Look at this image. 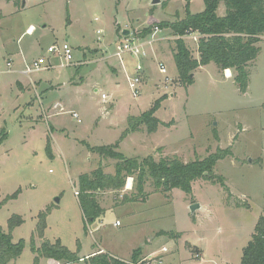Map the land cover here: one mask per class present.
Masks as SVG:
<instances>
[{
  "label": "rangeland",
  "instance_id": "rangeland-1",
  "mask_svg": "<svg viewBox=\"0 0 264 264\" xmlns=\"http://www.w3.org/2000/svg\"><path fill=\"white\" fill-rule=\"evenodd\" d=\"M203 8L202 0L190 1V13ZM224 9L221 2L217 15L222 16ZM184 14L185 0L156 4L151 0H0V132L7 133L0 144V202L21 189L17 198L0 207V225L6 230L12 214L24 219L12 232L13 242L24 240L15 264H31L29 238L38 211L46 205L53 207L44 238L60 239L71 251L80 242L81 259L68 264H88L86 258L101 247L123 261L140 247L139 259L151 256L152 264L240 262L264 206V35L259 36V52L248 66L244 93L234 82L233 70L225 72L212 62L193 71L192 84H180L173 58L178 36L169 28L159 27L153 33L152 37L159 33L163 37L155 42L154 52L144 47L137 96L127 79L133 76L137 60L127 56L122 65L114 56L123 38H134L151 20L172 22ZM29 25L34 27L27 31ZM181 38L197 57L198 33ZM61 42L71 46L70 65L47 50ZM40 56L54 68L44 66L26 76L14 72ZM160 62L164 73L159 71ZM58 74L60 86L39 84ZM17 78L26 82L25 87L15 82ZM161 96L165 97L155 112L161 122L156 132L141 129L129 134L119 142V151L140 158L152 155L155 160L176 156L186 163L230 147L231 155L213 168L221 180L199 178L189 194L178 188L154 191L148 180L145 201L122 203L124 194L134 192L128 178L122 190L97 194L104 215L84 229L75 194L77 177L99 166L113 172L114 164L87 145L114 143L126 127L127 116L146 111ZM47 138L53 157L45 151ZM193 203L200 206L191 211ZM115 221L120 224L114 225ZM160 230L173 237L158 236ZM40 242L35 239V245ZM47 264L60 263L50 259Z\"/></svg>",
  "mask_w": 264,
  "mask_h": 264
},
{
  "label": "trees",
  "instance_id": "trees-1",
  "mask_svg": "<svg viewBox=\"0 0 264 264\" xmlns=\"http://www.w3.org/2000/svg\"><path fill=\"white\" fill-rule=\"evenodd\" d=\"M191 0H185V14L182 18L168 22H153L144 26L134 36L137 38L147 37L154 29L169 28L178 37L174 40L173 58L177 70V78L180 84L188 86L193 83V71L210 62L215 63L220 70L232 69L234 82L241 93L246 92L249 83V64L254 61L259 52L256 43L259 36L264 35V0H202L204 8L197 13H190ZM224 4V14L217 15L216 10L220 3ZM68 21V16L66 18ZM189 33H198L196 51L194 57L186 47L182 36ZM165 96L157 98L146 111L137 116L127 117L126 127L121 131L114 143L106 145L89 146L91 152L97 153L102 158L114 161L113 172H106L102 166L88 173L79 174L77 177V189L75 190L79 209L84 220L83 227L95 220L100 221L104 215V209L97 199L98 193L104 191H120L126 180L132 178L134 192L124 194L122 203L145 201L148 192L145 184L150 180L154 191L168 192L178 188L189 194L192 190V182L199 179L221 180L216 176L213 168L220 159L231 155L230 147L217 148L216 152L209 154L203 159H195L190 162H182L176 156L161 157L155 160L152 155L146 157L126 156L118 149L119 142L129 134L144 129L148 134L157 130L160 120L155 116L161 101ZM5 129L0 132V144L6 139ZM216 138L217 135L215 134ZM45 151L52 156L48 138L45 142ZM223 184V183H221ZM21 189L5 195L0 202V207L7 201L17 198ZM52 205H46L38 211L33 232L29 238L30 251L33 254L31 264H40L41 260L51 259L60 264H68L79 261L80 249L69 250L60 239L53 242L44 238L47 227V216L51 212ZM24 219L18 214H12L6 221V230L0 225V264H15V260L21 255L24 240L16 242L12 240L13 230L20 226ZM159 235L173 233L160 230ZM41 240L35 245V239ZM141 248L134 249L129 261H123L108 253L99 251L88 256V264H132L139 259ZM228 264V263H227ZM238 264H264V206L257 218L250 239L242 248V255Z\"/></svg>",
  "mask_w": 264,
  "mask_h": 264
},
{
  "label": "built area",
  "instance_id": "built-area-1",
  "mask_svg": "<svg viewBox=\"0 0 264 264\" xmlns=\"http://www.w3.org/2000/svg\"><path fill=\"white\" fill-rule=\"evenodd\" d=\"M99 31V30H98ZM158 31H160V29L155 26L153 31L149 34L151 38L153 33H158ZM149 38V39H151ZM143 39V38H142ZM140 38H137L134 36L131 38H123L122 41L119 42V44L116 46V50L114 52V56H116V58L121 61L120 63L123 65L124 60L127 56L130 58H134L137 60V62L134 65L133 68V76H128L127 79L129 81V88L132 91V94L134 96H137V94L139 93L140 90V80H141V75L142 72L144 70V66L142 65L141 61L143 59V57L146 56V53L144 52V44L143 41ZM148 39V40H149ZM147 41V40H146ZM47 50L55 55H58L59 57H61L66 65H68L70 62V60L72 59V52H71V46L67 43V42H61L60 44H53L47 47ZM51 61L49 59H45L44 57H38L36 60H34L30 66H27L23 71L25 74H28L30 72H35L38 70H41L42 68H45L50 64ZM159 64V71L161 73H164L166 71L165 66L163 65V63H158ZM7 65H10L9 62H7ZM45 66V67H44ZM101 98L105 99L106 95L105 94H101ZM73 116L78 117L76 113H73ZM76 194V192H75ZM119 221H115L114 225H119ZM165 248H162V251H165ZM132 264H152L151 263V256H147L144 258H140L138 259L136 262H133Z\"/></svg>",
  "mask_w": 264,
  "mask_h": 264
},
{
  "label": "crops",
  "instance_id": "crops-1",
  "mask_svg": "<svg viewBox=\"0 0 264 264\" xmlns=\"http://www.w3.org/2000/svg\"><path fill=\"white\" fill-rule=\"evenodd\" d=\"M33 25H29V27H28V29H27V31H30L31 29H33ZM98 31V30H97ZM101 32V31H100ZM159 35H160V33L158 34V36L156 37V36H154V38H151V39H149V40H147V41H143V46L145 47V46H147L149 49H150V51H152V52H154V49H153V46H154V44H155V42H157L158 41V39H160V38H163V37H159ZM146 38V37H145ZM174 39V38H173ZM142 40H144V38L142 39ZM196 47H197V45H196ZM41 57V56H40ZM51 65H49V66H47V69L48 68H54V65H52V62L50 63ZM66 65V64H65ZM68 65H70V63L68 64ZM9 66L10 65H7V67H8V70H9ZM28 66V64H26L25 63V65L23 66V67H20L19 69H17V70H14V72H17V73H19V74H21V75H28V74H25L24 73V69L26 68ZM125 68V67H124ZM7 70V71H8ZM225 72H231L232 71V69H226V70H224ZM31 73V72H30ZM89 75V74H88ZM87 75V76H88ZM56 78V79H55ZM59 79V74L58 75H56L54 78H50V79H46V81L45 82H42V80H40L41 82L39 83L41 86H42V84L41 83H46L47 84V86H49V87H51V85L53 86V85H56V84H58L59 86L62 84L61 82H59L60 80H58ZM19 81V82H21V84H22V88L23 87H25V84L24 83H26V82H23L21 79H19V78H17V79H15V82L16 81ZM58 80V81H57ZM83 80V79H82ZM83 82H85V80H83ZM40 85H39V87H40ZM21 87V86H20ZM53 92V91H52ZM56 103H57V105H60L61 104V100L59 99V98H56ZM111 109V108H110ZM128 117V116H127ZM200 206V205H199ZM255 225V224H254ZM96 251H103L104 252V249L101 247L100 249H96ZM92 252V251H91ZM90 252V253H91ZM87 255V254H86ZM83 256V255H82ZM113 256H115L116 257V255H113ZM33 258V257H32ZM44 260V259H43ZM50 261V259H45V262H46V264L48 263ZM53 261V260H52Z\"/></svg>",
  "mask_w": 264,
  "mask_h": 264
},
{
  "label": "water",
  "instance_id": "water-1",
  "mask_svg": "<svg viewBox=\"0 0 264 264\" xmlns=\"http://www.w3.org/2000/svg\"><path fill=\"white\" fill-rule=\"evenodd\" d=\"M159 2V0H151V3L152 4H156V3H158ZM127 33V30H124L123 32H122V34L124 35V34H126ZM191 76H193V74H191ZM56 201H58V198H56ZM199 207V204H197V203H193V204H191L190 205V210L191 211H194L196 208H198Z\"/></svg>",
  "mask_w": 264,
  "mask_h": 264
}]
</instances>
